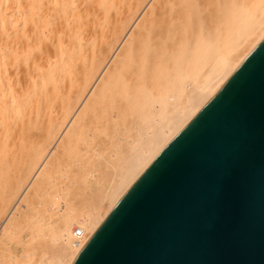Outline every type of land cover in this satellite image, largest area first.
Wrapping results in <instances>:
<instances>
[{
  "label": "bare ground",
  "instance_id": "6f19581e",
  "mask_svg": "<svg viewBox=\"0 0 264 264\" xmlns=\"http://www.w3.org/2000/svg\"><path fill=\"white\" fill-rule=\"evenodd\" d=\"M144 1L0 0L1 219L5 216L1 227L12 225L10 216L17 203L5 210L6 214L2 213L3 208L11 197L15 198L33 170L30 177L45 176L35 181L33 193L45 192L44 184L52 179L59 162V147L80 136L100 113L97 108L121 95L124 106L135 107L139 113L138 122L127 126L129 135L122 138L126 140L125 148L122 146L121 155L116 152L120 159L115 162H119L114 164L112 173L110 169L100 192L89 186L86 201H77L79 207L68 203L65 213L54 211L55 224L47 232L53 255L43 264L72 263L123 193L264 38V0L244 3L235 9L233 36L219 38L217 42L211 37L196 36L190 47V60L178 66L172 62L175 45L181 40L178 35L194 13L203 11L206 0H155L139 23L135 22L137 27L125 30ZM110 47L114 49L107 58ZM106 58L88 90L91 95L68 120L66 136L52 142L55 129L71 112L77 97ZM159 76L167 78L165 84H156ZM157 86L161 88L154 94ZM120 108L116 111H123ZM120 112L119 118L124 113ZM106 115L109 122L110 113ZM98 118L101 122L96 120L95 124L105 120L100 114ZM30 179L18 196L30 194L31 191H25L32 185ZM70 191L66 202L76 198ZM50 205L56 210L55 202ZM37 226L38 231L45 227L44 223Z\"/></svg>",
  "mask_w": 264,
  "mask_h": 264
},
{
  "label": "water",
  "instance_id": "95a60500",
  "mask_svg": "<svg viewBox=\"0 0 264 264\" xmlns=\"http://www.w3.org/2000/svg\"><path fill=\"white\" fill-rule=\"evenodd\" d=\"M71 264H264V38Z\"/></svg>",
  "mask_w": 264,
  "mask_h": 264
},
{
  "label": "rangeland",
  "instance_id": "374dc122",
  "mask_svg": "<svg viewBox=\"0 0 264 264\" xmlns=\"http://www.w3.org/2000/svg\"><path fill=\"white\" fill-rule=\"evenodd\" d=\"M154 1L155 0H145L141 4L140 8L138 9L134 17L129 21L128 26L126 27L125 30L129 29V31H133V29L137 27V24L139 23L141 18L144 16V13L146 14L147 11H149L152 5L151 3H153ZM254 1L258 2V0H206L205 1L206 3L203 6V11L199 13H194L189 18V20L186 21L185 23L186 25L182 33L178 35L181 40L175 45V48L173 50L175 51L174 58L172 59V62L179 64L178 66L188 63V61L191 58L190 47L192 45V40H194V38L198 35L206 38L211 37L216 42L217 40H219V38L222 39L225 36L226 37L233 36L235 33L234 28H232L234 27L233 20H235L234 19L235 9L240 7L244 3L245 5L246 4L251 5ZM135 18L137 21L135 20ZM122 35L123 33L121 34L120 38H118V40L116 41L114 47L119 43L120 39L122 38ZM114 47L112 49L111 47L110 49L109 48L107 49L108 51V53L106 52V54H108L107 58H109V56L111 55ZM107 58L99 67L98 71L96 72L95 76L92 78L88 86L85 88L84 92L77 97L76 102H74V105L72 106L71 112L68 114L66 118L62 119L61 125L55 129L54 131L55 133L53 132L54 137L52 138V142H54L55 140L56 142H58L59 139L62 140L60 137L63 138L64 136H66V131L68 127L66 125L68 124L67 123L68 120L70 119L71 116L73 118L76 115L78 110L83 106V104L87 101V99L91 95V94L89 95L90 92L88 91L91 86V83H93L94 79L96 78V75H98L99 71L101 70L103 64L106 62ZM112 58L113 56L110 58L108 63L111 64V62L113 61ZM156 79H157V83H156L157 85H160L159 83L160 81L163 82L164 84L167 81V78L165 76H161V77L159 76ZM164 84L162 85V87L164 86ZM96 85L97 82H95L93 87H96ZM160 88L161 87L157 86V89L155 88L154 94L158 93ZM120 97L117 96V99H115L114 101L116 102L118 100V102H116L118 103L116 109L119 108V106H121V108L124 106L125 99L124 97L121 98ZM114 102L110 100L108 104L106 105L104 104L100 106L99 107L101 108L100 110L99 108H97V110L100 111V113H98V115L96 114V116L93 117L94 120H91V123L93 121L94 126L89 122L88 125H86L87 127L85 126V128L82 131L84 133L80 132L79 134L80 136L75 137L73 142L72 141L70 142V144L72 143L71 145L67 144L66 146L59 147V149L62 150L60 153L59 162L56 165L53 174L54 176L52 177V179L44 184L43 189L45 192H42L41 194L33 193V187L34 185H36L35 181L37 179L40 180L44 179L45 177L44 175L30 177L34 172L33 170L28 175L27 180H25V183L24 184L22 183L20 188L16 191L17 193L14 196L15 198L11 197L7 201V203L9 202L7 207H5L7 209L3 208L4 211L3 212L1 211L2 213L6 214L5 210H9L10 207H12L15 204V202L17 203L18 208L16 205L13 211V215L10 216L11 218L10 224H12L11 225L12 227L10 226L9 228L7 227L4 228L1 227L2 225H0L1 227L0 228V244H1L0 264H39L40 262L41 264L45 263L53 255V253L50 251V247H48L49 236L47 235V232L54 227L55 224L54 213L58 211L59 213L62 212L65 213V210L67 211L69 208L68 203L74 205L75 207L78 206L77 205L78 199L79 201L84 200L85 202L90 194L89 186L95 188L96 191L100 192L102 183H104L106 179L109 178V175L113 172L114 164L116 165V163L119 162V161L115 162L116 159L117 160L120 159V157L117 158V156L119 155L116 156V154L119 151L121 155V151H123L122 148L124 147L123 145L124 144L126 145V143H124L126 140L122 141V138L124 137V135L125 136L129 135V130L127 126L130 128V126L137 123L139 119V113L137 110H135V107L133 109L127 107V105L124 106V108L127 109L125 111H128V114L124 112L123 108L122 109L120 108L121 110H123L121 112H124L122 114L123 116L121 115L122 117H120L121 118L120 119L117 115L120 112V110L118 109L119 110L118 112L116 111V109H113L115 108ZM121 103L123 104V106ZM104 106L106 109L104 108ZM107 106H109V109ZM132 110H134V112ZM109 113L111 116L108 115L110 117V120L109 122H107L106 114ZM99 114L100 116L102 115V117L104 116L105 119L104 122H102V124L99 123L100 125L95 124L96 120L99 119L98 118ZM115 116H117L118 119H116L117 117ZM107 123L110 124L105 125ZM114 123L116 126L114 125ZM90 125L93 127H90ZM101 125L104 126V129L103 127H100ZM89 127L91 128V130H89L90 129ZM99 128H101V130ZM55 149L58 150V148ZM55 149L53 152H55ZM51 157L52 155L49 156L47 162L51 159ZM111 168L112 170L110 173ZM28 178L32 179V180L30 179L32 181V185L34 183L35 184L33 186L32 185L27 186V189L25 190L26 194L30 191L31 192L30 194L28 193L27 196H25V192H24L23 195L26 197V199H23L25 198L23 195L21 196L18 195H20L19 192L22 191L21 190L22 187L26 185ZM69 190H71L70 192L75 193L76 198L71 200L68 199V201L66 202ZM28 196L30 197L28 198ZM23 200L24 201L26 200L27 202H24ZM23 202L25 204H23ZM53 202H55L56 204L55 205L56 210L55 209L53 210L51 208L50 204H52ZM1 215H0V223L3 221V218L5 217L3 215L1 219ZM12 218L13 220L14 218H16L15 220L17 221V223L15 220L13 221ZM12 221L13 223H11ZM15 223L16 225H14ZM42 223H44L45 227L41 228L42 226H39L41 230L38 231L37 224L39 225ZM36 232H38L37 235H35ZM45 235H47L46 237L47 239H45L47 243L45 240L43 241ZM32 253H34V256H31Z\"/></svg>",
  "mask_w": 264,
  "mask_h": 264
},
{
  "label": "built area",
  "instance_id": "2783aa9c",
  "mask_svg": "<svg viewBox=\"0 0 264 264\" xmlns=\"http://www.w3.org/2000/svg\"><path fill=\"white\" fill-rule=\"evenodd\" d=\"M77 231H78V229H77Z\"/></svg>",
  "mask_w": 264,
  "mask_h": 264
}]
</instances>
